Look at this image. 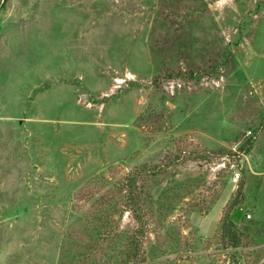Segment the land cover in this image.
<instances>
[{
	"label": "rangeland",
	"instance_id": "rangeland-1",
	"mask_svg": "<svg viewBox=\"0 0 264 264\" xmlns=\"http://www.w3.org/2000/svg\"><path fill=\"white\" fill-rule=\"evenodd\" d=\"M231 259L264 264V0H0V264Z\"/></svg>",
	"mask_w": 264,
	"mask_h": 264
},
{
	"label": "trees",
	"instance_id": "trees-1",
	"mask_svg": "<svg viewBox=\"0 0 264 264\" xmlns=\"http://www.w3.org/2000/svg\"><path fill=\"white\" fill-rule=\"evenodd\" d=\"M133 180L130 179V183L127 184L126 186V195H127V199L130 200L131 204H134V208H136V211L135 212H138V214L136 215L137 219L139 220L140 218V212L139 210L141 209L140 207V203L138 201V198H137V193H134L132 191V188H133V184H134V181L132 182ZM238 196V195H237ZM237 196H236V199L234 201L231 202L229 208H230V212L229 213H226L225 216L223 217V227H224V230L225 233H223V238L226 237V239L228 241L231 242V244L229 245L230 247H236L238 245V241H239V237L236 233L234 232H237V224L239 222H241L242 220H244V217H245V211H244V207L238 205L237 201ZM240 197V196H239ZM229 233L233 234L231 235V237L229 236ZM237 256H239L237 254ZM236 261H233L232 259L228 262V264H235Z\"/></svg>",
	"mask_w": 264,
	"mask_h": 264
},
{
	"label": "built area",
	"instance_id": "built-area-1",
	"mask_svg": "<svg viewBox=\"0 0 264 264\" xmlns=\"http://www.w3.org/2000/svg\"><path fill=\"white\" fill-rule=\"evenodd\" d=\"M238 178V172L237 170L234 172V176H233V179L236 181ZM247 216H249V214H246Z\"/></svg>",
	"mask_w": 264,
	"mask_h": 264
}]
</instances>
